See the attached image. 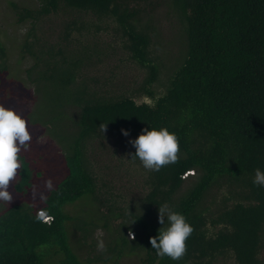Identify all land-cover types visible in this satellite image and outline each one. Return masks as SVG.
<instances>
[{"label": "trees", "instance_id": "obj_1", "mask_svg": "<svg viewBox=\"0 0 264 264\" xmlns=\"http://www.w3.org/2000/svg\"><path fill=\"white\" fill-rule=\"evenodd\" d=\"M8 5L26 26L17 60H29L39 98L26 120L56 142L66 172L35 197L43 172L20 153L18 201L0 203V264H264V187L253 183L264 171V0ZM158 21L180 39L176 54L160 52ZM8 73L0 37V80ZM145 128L178 137L177 163L148 171L131 160ZM165 204L194 228L179 261L149 242L168 227Z\"/></svg>", "mask_w": 264, "mask_h": 264}, {"label": "clouds", "instance_id": "obj_2", "mask_svg": "<svg viewBox=\"0 0 264 264\" xmlns=\"http://www.w3.org/2000/svg\"><path fill=\"white\" fill-rule=\"evenodd\" d=\"M99 129L104 133L107 125L102 123ZM121 132L124 136H129L127 130L121 129ZM31 142L32 136L25 119L14 110L0 105V202L9 205L13 201L9 188L24 167L20 153L27 151ZM129 143L135 148V153L130 154L131 160L138 159L145 170L160 171L161 168L177 163L179 160L178 137L166 128L159 130L145 128L142 134L134 140H129ZM253 183L264 187V171L259 168L255 170ZM46 187L49 190L52 189L51 180L46 182ZM40 198L45 199L43 195ZM165 217L168 227L160 228L159 235L150 237L149 242L159 258L167 256L173 261H179L187 253L186 241L194 228L187 222L184 215L172 211L166 204L159 207L158 222L161 225H165ZM35 218L43 223H48L51 219L44 209L39 210ZM128 235L135 239L131 231ZM100 236L102 233H98L97 250L104 252L107 249Z\"/></svg>", "mask_w": 264, "mask_h": 264}, {"label": "rangeland", "instance_id": "obj_3", "mask_svg": "<svg viewBox=\"0 0 264 264\" xmlns=\"http://www.w3.org/2000/svg\"><path fill=\"white\" fill-rule=\"evenodd\" d=\"M10 1L20 6H34L36 4V0ZM157 29L160 32V52L167 56H171L174 53L176 54V46L180 44L181 41L180 39H174V31L171 30L170 25L164 23L160 25L159 29L158 21ZM25 31L26 26L16 23L13 12L8 5V0H0V37L8 50L9 62V73L0 80V105L14 110L27 122L28 130L32 136V142L29 149L24 151V153L28 162L32 164V168L36 170L40 168L41 172H43L40 177L37 179L34 178L33 180L32 194L37 197L41 192L48 190L46 187L47 181L51 180L54 187L57 183L56 181L63 177L66 169L59 146L49 136L45 128L40 124H31L26 120V117L32 113L33 108L36 107L35 103L39 98L38 92H35V88L25 80L24 70L29 60L21 61L20 63L17 60L18 48L16 45L22 41ZM47 96L49 97L50 95ZM105 153L109 154L110 152H98L95 154L103 158L102 156H104ZM35 157H37V159ZM13 182L15 183L16 180ZM115 184L120 185L121 183L117 181ZM9 191L13 196V202H17L18 199H16V197L18 195L13 192V188L10 187ZM0 203L4 207L7 206V204L3 202ZM97 233L100 232L97 231ZM84 255L85 254L82 252L80 257ZM138 259L137 256L123 257L118 261V264H139Z\"/></svg>", "mask_w": 264, "mask_h": 264}]
</instances>
